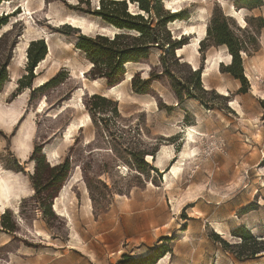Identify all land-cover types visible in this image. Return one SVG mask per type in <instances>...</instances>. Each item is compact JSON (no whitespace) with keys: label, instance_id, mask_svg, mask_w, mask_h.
Returning <instances> with one entry per match:
<instances>
[{"label":"rangeland","instance_id":"obj_1","mask_svg":"<svg viewBox=\"0 0 264 264\" xmlns=\"http://www.w3.org/2000/svg\"><path fill=\"white\" fill-rule=\"evenodd\" d=\"M102 1L107 0L0 2V18H6L0 64L6 63L7 72L0 91V264H119L123 256L140 258L162 245L169 252L155 264H264V256L236 260L215 238L235 244L231 232L237 227L264 236V27L258 52L240 54L244 81L225 72L231 59L225 46L202 52L198 45L211 16L221 12L239 36L246 20L264 19V0L251 10L241 8L242 0H162L163 9L187 17L167 25L171 37L184 38L185 45L174 51L178 64L153 47L146 60L125 65V75L149 82L147 94L136 93L138 81L106 93V80L94 75L75 47L79 35L117 34L104 35L111 25L91 14ZM126 4L138 13L135 4ZM68 15L93 21L94 30L68 31L71 25L60 22ZM38 40L47 55L33 70L32 89L53 77L58 82L44 92L23 87L22 79L28 46ZM164 67L171 78L161 72ZM198 68L207 94L196 89L191 73ZM77 89L83 91L80 98ZM92 95L110 101L101 117L112 137L102 134L99 115H90ZM80 122L88 125L64 135L68 124ZM34 147L45 152L50 166L67 158L71 163L51 199L53 217L44 214L50 201L37 199L29 179ZM127 149L142 152L147 165ZM171 167L181 171L165 180Z\"/></svg>","mask_w":264,"mask_h":264},{"label":"trees","instance_id":"obj_2","mask_svg":"<svg viewBox=\"0 0 264 264\" xmlns=\"http://www.w3.org/2000/svg\"><path fill=\"white\" fill-rule=\"evenodd\" d=\"M1 1L8 0H0V2ZM161 1L162 0H127V3L135 4L138 9V13H130L127 9L128 4H126V0H107L106 2L102 1L97 9L92 11V15L117 29V34L112 38L103 35H96L94 37L79 35L75 47L85 56V59L91 63V70L94 72V75L106 80L107 85H109L108 89L117 86L124 80V75L126 73L124 68L125 65L146 60L149 56L150 49L153 47L162 50L173 64H178V59L175 58L174 51L179 49L181 45H185L183 42L184 38L180 37L179 40L173 39L170 35V31L167 29V25L168 23L171 24L178 21V19L185 20L187 17H180L183 11L170 13L169 10L163 9ZM261 5V0H242L241 8L251 10ZM5 20L6 18H0V26L5 24ZM245 22L246 26L242 30L239 28L237 29L241 33L238 36L229 28V24L221 12L218 13V15H213L211 16V23L206 31V37L199 42V50L202 52L209 45L214 47L225 46L231 56L230 64L226 66L225 72L234 79L240 81H244L240 54L244 53L246 56H250L251 52H258L259 31L264 27V19L260 17L251 18ZM252 23H255L253 26L254 31L249 32L247 27L251 26ZM66 28L70 32H77V29L70 26H66ZM132 33L137 34V36ZM46 55L47 50L43 40L30 42L27 49L28 63L26 69L28 74L22 77L27 83L23 84V87L32 89V80L34 79L33 70L37 67L38 63L44 60ZM159 58H161V56ZM201 69L202 68H198L191 74L195 79L196 89L203 94H207L209 91L203 89L200 83ZM161 72L165 76L171 78L168 67H164ZM6 80V63H4L0 64V91ZM129 81L132 86L138 81L141 88L137 90L136 93L147 94L149 88L148 81H139L137 74L132 75ZM57 85V79L53 77L38 88L32 89V92H44L46 89L56 87ZM109 103L110 101L106 97L92 95L86 105L92 117H97V115H99L97 121L104 124L103 127H101V132L106 138L112 137V135L106 129V119H103L101 115L105 114V105ZM112 112L115 117L119 116L116 107L112 109ZM126 153L133 157L139 164L147 165L143 160L142 152L127 149ZM29 159L35 163V172L33 175L29 176V179L36 191V195H38L37 199L48 198V201H50L49 206L46 208L42 207L40 203L39 206L42 207L44 214H49L53 217L54 213L50 208L51 199L55 197L56 192L69 176L71 171L70 160L68 158L63 159L62 162L55 166H53L51 162L52 166H50L49 163L46 162L44 155L40 152V147L33 148ZM40 168H43L44 174L37 183L34 181V176L42 175ZM15 171L22 172V169L17 166ZM57 171L60 172L59 177H55L54 175ZM105 211L106 210H103L104 213ZM231 235L237 239V243H225L216 235L215 238L223 243L225 250L230 251L236 260L247 261L254 260L259 256H264V236L256 237L244 227L235 228L231 232ZM166 252L169 251L162 245L155 248L150 254L140 258L131 259L123 256L119 264H155Z\"/></svg>","mask_w":264,"mask_h":264},{"label":"bare ground","instance_id":"obj_3","mask_svg":"<svg viewBox=\"0 0 264 264\" xmlns=\"http://www.w3.org/2000/svg\"><path fill=\"white\" fill-rule=\"evenodd\" d=\"M10 2V1H9ZM5 4V3H4ZM8 4V3H7ZM173 9V8H172ZM233 13V16L234 17H237L241 22H242V25H244L245 23H244V21L241 19V16L238 14V12L237 11H233L232 12ZM230 14H231V12H230ZM231 16V15H230ZM61 22V24H69V25H71V27H73V28H76L77 30H82L83 31V33L85 34V32H91V31H93L94 30V28H95V24H94V22L93 21H89V20H87V19H85V18H83V17H79V16H77V15H68L64 20L62 19V21H60ZM240 22V23H241ZM179 23V22H178ZM205 28V27H204ZM178 29V28H177ZM96 30V29H95ZM203 30V33L205 32V29H202ZM201 30V31H202ZM102 31V30H101ZM116 31H118L117 29H115V28H113V26L112 27H105V28H103V31H102V33H104V35H107V34H113V33H115ZM106 33V34H105ZM201 35H203V34H201ZM203 37V36H202ZM200 40V39H199ZM199 45V44H198ZM177 50H179V49H177ZM50 52H51V48H50V46H49V55H51L50 54ZM181 53H182V51H181ZM197 54V53H196ZM228 57V56H227ZM179 58H181V56H179ZM44 61V60H43ZM43 61H41V62H43ZM219 63H220V61H218ZM40 65V64H39ZM126 67V66H125ZM196 68V67H195ZM195 70V69H194ZM81 76V75H80ZM79 76V77H80ZM208 76V73H207V70H205L204 72H203V78H206ZM124 77H125V80H123L120 84H118L117 86H115V87H113V88H111V89H109L108 91H106V93H108V94H112V93H117L118 92V90H119V88L124 84V83H127L129 80H130V78H132L131 76L129 77V75H124ZM93 83H96L95 81H93ZM76 94H77V97L78 98H80L82 95H83V91H82V89H77L76 90ZM224 95H226V94H224ZM78 100V99H77ZM67 105V104H66ZM63 110V109H62ZM238 112L240 113V114H242V112H241V110H238ZM53 116V115H52ZM86 119L87 120H89V117L88 116H86ZM86 119H84L85 121H86ZM79 122V121H78ZM86 124V123H85ZM85 124L83 123V122H80L79 124H77V125H74L73 123H70V124H68V126H67V129L65 130V133H64V135L67 137V136H69V134H71L72 132H77L80 128H83V127H86L85 126ZM188 134V133H187ZM188 135H191V132H189V134ZM66 137H65V139H66ZM71 137V136H70ZM53 157H54V155H53ZM148 158L150 159V156H148ZM180 171H181V169L180 168H178V167H171V169H170V171L168 172V173H164V179L166 180L167 179V176L168 175H172V176H177L179 173H180ZM57 199V198H56ZM56 204V203H55ZM54 209L56 210V206H54ZM64 212V211H63ZM64 215V214H63ZM216 230L217 231H221L220 230V228H219V226H216ZM221 233V232H220ZM45 240H46V238H44Z\"/></svg>","mask_w":264,"mask_h":264},{"label":"water","instance_id":"obj_4","mask_svg":"<svg viewBox=\"0 0 264 264\" xmlns=\"http://www.w3.org/2000/svg\"><path fill=\"white\" fill-rule=\"evenodd\" d=\"M114 35V34H113ZM125 68V67H124ZM83 90L85 89L83 86H82ZM44 155V153H42Z\"/></svg>","mask_w":264,"mask_h":264},{"label":"crops","instance_id":"obj_5","mask_svg":"<svg viewBox=\"0 0 264 264\" xmlns=\"http://www.w3.org/2000/svg\"><path fill=\"white\" fill-rule=\"evenodd\" d=\"M166 173V172H165ZM5 199H2V201H4Z\"/></svg>","mask_w":264,"mask_h":264}]
</instances>
